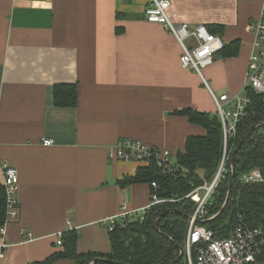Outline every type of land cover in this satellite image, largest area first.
I'll list each match as a JSON object with an SVG mask.
<instances>
[{
  "label": "crops",
  "instance_id": "crops-1",
  "mask_svg": "<svg viewBox=\"0 0 264 264\" xmlns=\"http://www.w3.org/2000/svg\"><path fill=\"white\" fill-rule=\"evenodd\" d=\"M148 1L0 0V161L20 177L19 217L5 227L0 264L43 262L64 251L57 235L71 230L79 254H109L102 221L125 202L131 211L151 202L149 184L118 185L143 166L111 157L118 141L176 160L188 137L205 134L176 112L218 116L215 99L245 96L255 40L247 26L264 0H170L175 24L219 25L225 45L241 41L238 57L217 56L203 77L182 67L177 39L147 21ZM58 84L77 85L75 107L55 105Z\"/></svg>",
  "mask_w": 264,
  "mask_h": 264
},
{
  "label": "trees",
  "instance_id": "trees-1",
  "mask_svg": "<svg viewBox=\"0 0 264 264\" xmlns=\"http://www.w3.org/2000/svg\"><path fill=\"white\" fill-rule=\"evenodd\" d=\"M207 28L214 35L223 30L219 25H210ZM240 48L241 41L234 40L224 45L215 58L238 57ZM245 97L249 99L247 115L238 124L236 136L228 141L227 154L230 157L249 129L264 123V95L252 87H247ZM54 100L59 108L75 107L78 101L77 85H55ZM176 114L186 116L192 124L205 130L203 136L187 138L184 150L176 156L177 170L168 174L156 165H144L134 176L118 181L121 188L140 183L149 184L151 197L157 194L160 199L175 202L155 205L147 211L142 222L134 219L124 229L117 227L110 232L112 249L109 254H79V233L71 230L63 233V252L34 264H51L57 259H69L75 264H91L94 259H106L114 264H172L179 257V247H185L190 218L197 207L196 203L185 197L204 181L211 182L214 179L224 156L225 138L218 116L193 109L178 111ZM235 169L236 180L226 209L215 221L204 225L219 232L220 238L230 237L240 220L252 228H261L264 231V183L240 182L242 173L252 170L257 169L264 176V126L256 128L237 152ZM230 170L229 161L228 173L212 198L208 217L217 215L226 201L231 180ZM153 183L158 188H153ZM6 202V192L0 181V230L8 221ZM176 264L188 263L183 257Z\"/></svg>",
  "mask_w": 264,
  "mask_h": 264
},
{
  "label": "built area",
  "instance_id": "built-area-1",
  "mask_svg": "<svg viewBox=\"0 0 264 264\" xmlns=\"http://www.w3.org/2000/svg\"><path fill=\"white\" fill-rule=\"evenodd\" d=\"M170 0H149L146 7L147 21L162 25L180 43L182 54L180 63L183 68L191 69L203 77V70L210 66L216 54L223 49L224 43L220 37L211 34L205 26L199 25L192 29L190 25L175 24L170 15ZM247 30L254 36V52L250 59V71L245 84L256 92L264 95V2L258 18L249 22ZM190 41H193L192 43ZM218 117L223 126L225 152L217 174L211 182L196 187L185 198L197 204L194 215L190 218L185 240L184 257L188 264H264V231L252 228L243 220L235 227L228 238H220V233L208 229L201 223L209 220L208 208L222 180L228 173L231 157L227 154L229 139L236 136L238 124L247 115L249 99L238 94L230 97L223 95L215 99ZM43 144L50 147L53 140H44ZM111 157L123 162H135L141 165H156L164 173L177 170L175 160L170 151L146 145L133 139H121L111 151ZM231 172V170H230ZM0 180L6 192V207L8 221L0 230V260L4 258L7 244L5 243L6 225L18 219L19 201L17 193L20 185L18 170L7 162L0 161ZM240 182L243 184L264 183V176L259 170L242 173ZM153 188H158L153 183ZM175 202V200L160 199L152 195L150 204L138 211L128 209L123 203L121 213L111 219L102 221V226L113 232L117 227L124 229L131 220L143 221L147 211L159 204ZM31 236V235H29ZM57 245L63 246V233L57 235Z\"/></svg>",
  "mask_w": 264,
  "mask_h": 264
},
{
  "label": "water",
  "instance_id": "water-1",
  "mask_svg": "<svg viewBox=\"0 0 264 264\" xmlns=\"http://www.w3.org/2000/svg\"><path fill=\"white\" fill-rule=\"evenodd\" d=\"M262 126H264V123H261L259 125L252 126L249 129V131L247 132V134L245 135V137L242 139V141L240 142V144L238 145L236 151L234 152V154H233V156L231 157V160H230V165H231V180H230L229 187H228V193H227L226 201H225V203H224L221 211L217 215H215L213 218H211L209 220H206V221H203L201 223L202 225H205L207 223H210V222L215 221L217 218H219L222 215V213L226 209V207H227V205H228V203L230 201L231 193H232L233 186H234V183H235V180H236V169H235L236 154L241 149V147L243 146V144L245 143V141L251 136V134L253 133V131L256 128L262 127ZM179 250H180V255H179V257L172 264H176L178 261H180V260L183 259V257H184V248L183 247H179ZM100 262H103L105 264H114L113 261H109V260H106V259H94L91 264H98ZM116 264H124V263H116Z\"/></svg>",
  "mask_w": 264,
  "mask_h": 264
},
{
  "label": "rangeland",
  "instance_id": "rangeland-1",
  "mask_svg": "<svg viewBox=\"0 0 264 264\" xmlns=\"http://www.w3.org/2000/svg\"><path fill=\"white\" fill-rule=\"evenodd\" d=\"M207 28V27H206ZM208 29V28H207ZM216 36H218V37H220L218 34H216ZM221 38V37H220ZM213 61H215V59L213 60ZM213 218V217H212ZM188 232V231H187Z\"/></svg>",
  "mask_w": 264,
  "mask_h": 264
}]
</instances>
